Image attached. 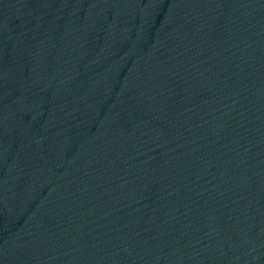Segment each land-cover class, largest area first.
I'll return each mask as SVG.
<instances>
[{
	"label": "water",
	"instance_id": "95a60500",
	"mask_svg": "<svg viewBox=\"0 0 264 264\" xmlns=\"http://www.w3.org/2000/svg\"><path fill=\"white\" fill-rule=\"evenodd\" d=\"M0 264H264V0H0Z\"/></svg>",
	"mask_w": 264,
	"mask_h": 264
}]
</instances>
